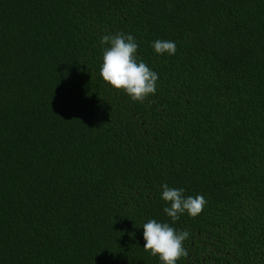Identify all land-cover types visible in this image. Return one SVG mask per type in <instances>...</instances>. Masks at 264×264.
I'll use <instances>...</instances> for the list:
<instances>
[{"label":"trees","instance_id":"1","mask_svg":"<svg viewBox=\"0 0 264 264\" xmlns=\"http://www.w3.org/2000/svg\"><path fill=\"white\" fill-rule=\"evenodd\" d=\"M116 33L142 102L101 78ZM162 183L207 201L178 264H264V0H0V264H160Z\"/></svg>","mask_w":264,"mask_h":264},{"label":"clouds","instance_id":"2","mask_svg":"<svg viewBox=\"0 0 264 264\" xmlns=\"http://www.w3.org/2000/svg\"><path fill=\"white\" fill-rule=\"evenodd\" d=\"M103 47L100 75L114 90L122 91L132 101L142 102L155 95L158 73L149 67L138 54L139 44L131 34H103L99 38ZM151 48L157 55L173 56L176 43L173 40L156 39ZM160 199L164 201V214L169 221L148 219L143 229V249L157 257L160 264H178L187 255L184 242L189 236L186 230H178L173 225L184 215L198 217L207 204L202 194L186 195L184 188L160 185Z\"/></svg>","mask_w":264,"mask_h":264}]
</instances>
